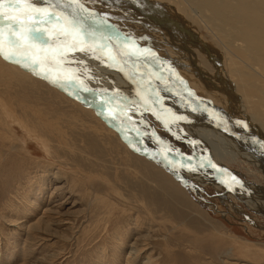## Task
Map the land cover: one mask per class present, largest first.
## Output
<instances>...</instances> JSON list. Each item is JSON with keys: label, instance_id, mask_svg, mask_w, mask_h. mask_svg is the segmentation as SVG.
<instances>
[{"label": "rangeland", "instance_id": "1", "mask_svg": "<svg viewBox=\"0 0 264 264\" xmlns=\"http://www.w3.org/2000/svg\"><path fill=\"white\" fill-rule=\"evenodd\" d=\"M79 2L93 14L71 0L0 9L40 18L29 38L34 21L13 32L0 15V40L33 51L44 72L0 54V264H264V129L241 114L264 112V72L227 43L238 19L195 1ZM263 5L248 1L262 25ZM62 77L121 119L76 102L52 81Z\"/></svg>", "mask_w": 264, "mask_h": 264}, {"label": "bare ground", "instance_id": "2", "mask_svg": "<svg viewBox=\"0 0 264 264\" xmlns=\"http://www.w3.org/2000/svg\"><path fill=\"white\" fill-rule=\"evenodd\" d=\"M153 1H155V0H153ZM184 1H187V4H189V3H191V2H197V3H199V6H200V8L201 9H203V10H206V11H208V12H211L212 14H210V15H213L215 18H217V19H219V20H221L222 18H226L225 17V15H227V13L229 14V13H232V15H233V17H234V19L236 18V19H238V22L237 23H239L238 25H237V27H239L240 29H239V31L238 30H236L235 32H234V30H235V28L233 29V31L232 32H234L233 33V38H231V40H230V43H229V41L227 42L229 45L231 44H233V43H235V42H240L241 43V48H243L242 47V45L244 46V48H245V50L247 51V52H249V53H251L252 54V57H251V59L252 58H254V62H256L257 63V66H258V69H260L261 71L260 72H264V25H262L260 22H259V20H258V18L256 17V16H254L252 13H251V9L248 7V1L249 0H237L238 1V4L237 5H235V6H232V4H231V1H229V0H184ZM257 1V0H256ZM71 2H73L76 6H77V8L78 9H80L82 12H84V13H91V14H93V12H91V10L89 11L85 6H83L80 2H79V0H71ZM189 2V3H188ZM194 2V3H195ZM259 2L260 3H262V4H264L263 3V1L262 0H259ZM233 3V2H232ZM237 3V2H236ZM255 4V3H254ZM259 4V3H258ZM251 6V5H250ZM255 6H257V5H255ZM264 6V5H263ZM170 7V6H169ZM188 7V6H187ZM253 8V7H252ZM255 8V7H254ZM254 10V9H253ZM209 16V15H208ZM213 16H211V18L213 17ZM97 18L98 19H102L100 16H97ZM228 18V17H227ZM230 18H231V15H230ZM229 18V19H230ZM213 19V18H212ZM99 20V21H100ZM262 20V19H261ZM212 21V20H211ZM213 21H214V19H213ZM215 21H216V19H215ZM223 21H225V20H223ZM232 21H233V19H232ZM237 21V20H236ZM262 21H264V20H262ZM217 22V21H216ZM235 22V21H234ZM102 23V22H101ZM104 24V23H103ZM222 24H224V23H222ZM233 24V23H232ZM234 24H236V22L234 23ZM203 25V24H202ZM231 25V23L229 24V26ZM107 26V32H109L110 34H111V36L113 37V39L115 38V39H117L118 41H120L122 44H124L125 42L123 41L124 39L125 40H128V41H130L129 42V44H127V45H129V46H127V49H128V53H132L133 52V49H131L130 47H132V48H134V47H136L134 44H132L133 42H132V40H130V39H126V38H124L121 34H119V33H117L113 28H111L109 25H106ZM227 26V25H226ZM236 26V25H235ZM234 26V27H235ZM100 27V26H99ZM105 27V26H104ZM233 27V26H232ZM237 27H236V29H237ZM217 28V27H216ZM226 28V27H225ZM224 28V29H225ZM229 29V28H228ZM220 30H221V28H220ZM97 31V30H96ZM222 32H224V31H222ZM227 32H228V30H227ZM139 33V32H138ZM225 33V32H224ZM228 33H230V32H228ZM102 34V33H101ZM109 34V35H110ZM227 34V33H226ZM139 35V34H138ZM227 36V35H226ZM229 36H231V35H229ZM228 36V37H229ZM232 37V36H231ZM0 38H2V37H0ZM226 38V37H225ZM112 39V38H111ZM2 40H4L3 38H2ZM2 40H0V54H2L3 52V54H5V55H8V57L9 58H5V60H8V62L10 61L11 63H13V64H15V65H17V66H20V67H22L23 69H25L26 71H30L32 74H35L36 76H38V77H44L43 76V74H44V72H35L34 71V67H36L37 65H39V59L41 58V57H37V59H35V53H32L33 51H28V52H25V51H22V50H24V48H15L12 44H10L8 41H6L7 43H4V42H2ZM227 40V39H226ZM228 40H229V38H228ZM116 41V40H115ZM231 41H233V43H231ZM239 43V44H240ZM126 44V43H125ZM238 43H236V47H239L238 45H237ZM234 45V44H233ZM12 46V47H11ZM235 46V45H234ZM110 53V52H109ZM2 54V55H3ZM42 54V53H41ZM46 54V53H45ZM136 54H138V53H136ZM5 55L3 56V57H5ZM142 55V54H141ZM148 55H146V57H147ZM130 57V56H129ZM248 58H250V57H248ZM4 59V58H3ZM121 59V58H120ZM124 59V58H123ZM122 59V60H123ZM152 59V58H151ZM231 59V58H230ZM42 61V60H41ZM45 62V61H44ZM251 62H252V60H251ZM45 63H47V62H45ZM155 63H157V64H160V65H162L163 66V64L160 62V61H155ZM253 63V62H252ZM103 64V63H102ZM105 64V63H104ZM103 64V65H104ZM105 66V65H104ZM244 66H245V64H244ZM255 66V65H254ZM40 69H41V67L40 66H38ZM46 69H48V71H51L52 73L54 72V71H52V70H50L51 69V67H53V66H51V67H49V66H44ZM122 67V66H121ZM124 67V66H123ZM126 67V66H125ZM245 67H248V66H245ZM250 68L252 67V66H249ZM166 68V67H165ZM166 69H170L171 71H173L172 70V68H166ZM252 69V68H251ZM250 69V71L252 72V70H254V69H252L251 70ZM42 70V69H41ZM43 71V70H42ZM45 71V70H44ZM255 71H256V69H255ZM50 72V73H51ZM174 72V71H173ZM259 72V73H260ZM175 73V72H174ZM231 73H232V71H231ZM244 73H246L245 71H244ZM258 73V74H259ZM122 74H123V72H122ZM255 74V73H254ZM253 74V75H254ZM243 75V74H242ZM259 76V75H258ZM244 77V76H243ZM63 78V77H62ZM173 78H175V76H173ZM259 78H261V75H260V77ZM264 78V77H263ZM45 79V78H44ZM58 79V78H57ZM68 79V78H67ZM67 79H61V80H56V81H54V80H52V79H45L48 83H50V84H52L51 82L53 81V82H55V83H57V84H63V85H60V88L62 89H60L62 92H65L66 94H68V95H70L71 97H73V98H75V100H76V102H78L79 104L81 103V104H83L84 106H88V107H90V108H92V110H89V111H91V112H93L94 114H96V113H98L99 115H100V117H102L105 121H109V120H111V119H114L115 120V117H117V118H119V115H117V114H114V113H112L111 112V110H110V108H108L107 110L106 109H104L103 107H104V105L102 106V104L103 103H100V101H102V100H100L99 101V99H97V98H95V103L91 100V98H92V96H91V93H92V91H91V93H89V90L87 91L85 88H83L82 86H79L76 82V80H73V79H69V80H67ZM176 80H177V78H175ZM245 79V78H244ZM262 79V78H261ZM50 80V81H49ZM52 80V81H51ZM73 80V81H72ZM60 81H62V82H60ZM72 81V82H71ZM75 81V82H74ZM143 82V81H142ZM179 83V82H178ZM147 84H148V82H147ZM252 84H253V82H252ZM251 84V85H252ZM254 84H256V82H254ZM251 85H249L250 86V88H251ZM149 87V86H148ZM254 86H252V88H253ZM256 88V87H255ZM254 88V89H255ZM183 89V88H182ZM257 90H259V91H257V92H259V96H258V100L261 102V105L264 107V89H258V88H256ZM142 90V89H141ZM140 90V91H141ZM156 92V91H155ZM154 92V94H157V93H155ZM177 92V91H176ZM181 93V92H180ZM168 95H170V93H168ZM150 96V95H149ZM169 97V96H168ZM170 98V97H169ZM168 98V99H169ZM173 98V97H172ZM159 100H163V99H159ZM175 100V99H174ZM186 100V99H185ZM170 101V100H169ZM103 102V101H102ZM164 102V101H163ZM105 103V102H104ZM192 103H193V101H192ZM195 103V102H194ZM106 105V104H105ZM109 105V104H108ZM152 105V104H151ZM163 105V104H162ZM193 105V104H192ZM181 106V105H180ZM179 107V106H178ZM156 108V107H155ZM187 108V107H186ZM185 108V109H186ZM196 108V107H195ZM154 109V108H153ZM202 109H204L205 111H208L209 109L208 108H205L204 106L201 108V110ZM262 109V108H261ZM113 111H114V109H112ZM242 110L243 111H241V114H243V116H244V119L247 121L248 120V122H252V128H253V130L255 131V133H257V135H259V136H261L262 134V132L260 131V128H262L263 127V129H264V112L263 113H260V112H256L253 116H246V114H245V112H244V108H242ZM199 111H200V109H199ZM194 112V111H193ZM209 112H210V110H209ZM111 113L113 114V115H111ZM116 113V112H115ZM122 113V112H121ZM102 114V115H101ZM206 114V113H205ZM207 115L209 116V114L207 113ZM206 116V115H205ZM254 117L256 118V119H254ZM209 118V117H208ZM254 120H253V119ZM119 119H121V118H119ZM133 119V118H132ZM222 119V118H221ZM251 119V120H250ZM211 119H209V121H210ZM253 120V121H252ZM131 121V120H130ZM133 121H135L134 119H133ZM133 121H131V122H133ZM189 121V120H188ZM247 122V123H248ZM141 123H143V122H139V123H137L136 122V125H135V127L137 128V125L138 124H141ZM118 124V123H117ZM117 124H111L110 126L114 129V130H116L117 132H119L120 134H121V132L119 131V127H117L118 125ZM230 124V123H229ZM205 126V125H204ZM261 126V127H260ZM206 127H207V125H206ZM232 127V126H231ZM171 128V127H170ZM173 128V127H172ZM222 128V127H221ZM213 129V128H212ZM231 129V128H230ZM229 129V130H230ZM238 129V128H237ZM213 130H215V129H213ZM234 130V129H233ZM234 132V131H233ZM231 133H232V130H231ZM236 134V133H235ZM238 134V133H237ZM245 134H246V132H245ZM89 135V134H88ZM224 135V134H223ZM227 136V135H226ZM229 137H231V135L229 136ZM245 137V136H244ZM263 137V138H262ZM261 140L262 141H264L263 139H264V136H261ZM248 139V138H247ZM135 141V140H134ZM130 142V141H129ZM188 142H190V141H188ZM238 142H239V140H238ZM124 144H125V142H123ZM164 143V142H163ZM166 143V142H165ZM260 143V142H259ZM264 143V142H263ZM232 144H234V143H232ZM165 145V144H164ZM167 145V144H166ZM260 145H262L261 146V154L262 155H264V144H260ZM231 146V145H230ZM243 146V145H242ZM129 147V146H128ZM135 147V146H134ZM226 147V146H225ZM245 147V146H244ZM137 150H139L142 154H143V152H144V150L141 148V147H135ZM242 148V147H241ZM247 150V149H246ZM243 152H244V150H243ZM249 152V151H248ZM240 153V152H239ZM250 153V152H249ZM149 154V153H148ZM154 155V154H153ZM164 154H162V156H163ZM253 155V154H252ZM147 155L145 154V157H146ZM253 156H255V155H253ZM252 156V157H253ZM149 158H151L152 159V161H154V162H158L157 161V158H152V157H150V156H148ZM147 158V157H146ZM256 158V157H255ZM158 160H160V159H158ZM220 160V159H219ZM255 160V159H254ZM207 161H209L210 163H212V165L215 167V166H217L218 167V169H220V166H222L221 165V163H219V162H217V161H214V160H212V159H210V160H207ZM259 161V163L260 164H263V161L262 160H258ZM182 162H184V161H182ZM168 165H169V163H168ZM208 166V165H207ZM168 168H173L171 165H169L168 166ZM167 168V169H168ZM196 170H198V171H200L201 172V170L200 169H196ZM172 171V170H171ZM225 171V170H224ZM203 172H205V170L203 171ZM217 172H219V171H216V173ZM179 175H181V174H179ZM181 179V182H183V183H189V185H191V186H194V183L192 184V182H190V180H188V179H184V177H181L180 178ZM209 180V179H208ZM210 181V180H209ZM212 184H213V182L212 181H210ZM203 183V182H202ZM182 184V183H181ZM184 186V185H183ZM182 186V187H183ZM189 188H191L190 190L195 194V195H199L200 196V194H199V192L196 190L197 188L195 187V188H192V187H190L189 186ZM254 188V187H253ZM188 189V188H187ZM189 190V191H190ZM200 190V189H199Z\"/></svg>", "mask_w": 264, "mask_h": 264}, {"label": "snow or ice", "instance_id": "3", "mask_svg": "<svg viewBox=\"0 0 264 264\" xmlns=\"http://www.w3.org/2000/svg\"><path fill=\"white\" fill-rule=\"evenodd\" d=\"M4 5V0H0V9L3 8ZM8 6L11 8H18L19 7V0H17L16 3H12V0H9ZM31 7V6H30ZM35 12H40L42 11L41 9H34ZM0 15H3V12L0 11ZM3 18L5 20H11V24H9V27L13 30V32H15L16 29H20L24 26L25 23H27L29 20L34 21L32 24L29 25L28 27V37L30 38L32 33H34L36 31V25H38L39 23H41L42 21L40 20L39 17H28L25 21H17L16 17H9L6 15H3ZM49 18H50V14H49ZM10 44H12L13 46L16 45V41H10ZM5 58H9L8 55H5Z\"/></svg>", "mask_w": 264, "mask_h": 264}, {"label": "water", "instance_id": "4", "mask_svg": "<svg viewBox=\"0 0 264 264\" xmlns=\"http://www.w3.org/2000/svg\"><path fill=\"white\" fill-rule=\"evenodd\" d=\"M185 161H188V162H194V158H192V157H186L185 159H184ZM182 163H184V162H182ZM179 164H180V162H179ZM184 164H186V162L184 163ZM183 164V165H184ZM222 173H223V170H222ZM218 174H220V172H218Z\"/></svg>", "mask_w": 264, "mask_h": 264}]
</instances>
